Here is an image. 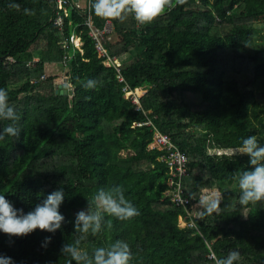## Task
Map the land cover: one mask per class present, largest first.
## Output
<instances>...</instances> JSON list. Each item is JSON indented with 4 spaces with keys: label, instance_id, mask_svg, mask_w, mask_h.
<instances>
[{
    "label": "trees",
    "instance_id": "1",
    "mask_svg": "<svg viewBox=\"0 0 264 264\" xmlns=\"http://www.w3.org/2000/svg\"><path fill=\"white\" fill-rule=\"evenodd\" d=\"M55 9L56 0H0V88L21 129L18 138L0 141V194L27 213L63 188L65 221L54 234L0 232V256L14 264H68L61 247L78 236L76 214L100 188L120 185L140 215L111 218L112 228L89 235L82 247L124 240L130 264H217L233 250L238 264H264V204H238L234 177L253 166L247 155H233L250 135L264 145V0H186L148 25L112 20L116 39L108 49L123 60L130 86L147 88L140 109L126 103L117 71L97 56L85 10H70L59 30ZM91 14L103 27L107 20ZM72 33L83 53L67 42L72 56L63 64ZM60 78L67 94L57 90ZM149 118L188 156L183 189L192 204L222 197L217 213L195 209L201 233L180 227L185 212L165 196L168 170L161 152L149 150L154 130L137 125ZM8 123L0 121V131ZM123 151L136 157L123 158Z\"/></svg>",
    "mask_w": 264,
    "mask_h": 264
},
{
    "label": "clouds",
    "instance_id": "2",
    "mask_svg": "<svg viewBox=\"0 0 264 264\" xmlns=\"http://www.w3.org/2000/svg\"><path fill=\"white\" fill-rule=\"evenodd\" d=\"M186 0H90V11L95 16L104 20H115L125 23L129 17L138 25H148L157 18L172 11L175 7L184 5ZM19 11L17 4L9 5ZM26 14H32L28 9ZM94 87V81L88 80L85 88ZM8 91L0 88V121H9L0 131V141L6 137L20 135L21 129L16 126L20 119L16 110L8 102ZM233 155H247L253 168L238 172L236 180L239 197L238 204L244 208L250 205L264 204V145H261L255 135L242 139L240 146L235 149ZM64 190L59 188L37 204L34 210L24 213L23 209H17L0 194V232L8 236H25L34 230L55 233L62 227L65 217L59 208L64 201ZM222 197L213 195L201 197L198 204L203 215H212L220 209ZM140 215L138 208L126 198L123 186L113 185L108 188H100L91 198H87V210H80L74 221L77 238L72 243H66L61 247V253L68 257V264L75 261L76 264H130L133 258L132 249L128 242L116 240L107 247H95L91 250L82 247V243L89 235L97 236L105 228L111 229L115 218L119 221H128ZM51 237L45 238V243L50 242ZM241 255L238 250H233L226 257L220 259L217 264H238ZM0 264H14L11 257L0 256Z\"/></svg>",
    "mask_w": 264,
    "mask_h": 264
},
{
    "label": "built area",
    "instance_id": "3",
    "mask_svg": "<svg viewBox=\"0 0 264 264\" xmlns=\"http://www.w3.org/2000/svg\"><path fill=\"white\" fill-rule=\"evenodd\" d=\"M81 1L85 2L86 6L81 5ZM89 4L90 0H56L55 14L52 18L53 23L59 28V30H63L65 19L70 17V10H75L76 12L85 10L86 20L83 25L88 29V35L94 43V50L97 56L103 60L104 65L115 68L118 79L125 84V94L128 93L129 95L126 99L132 101L129 104H134L137 106V109H140V99L147 92V88L144 86L132 88L130 86L123 73V60L118 55L111 53L108 49V46L112 45L116 39L114 23L112 20H107L103 27L96 26L92 18ZM67 42H70L74 48L80 53H83V50H81V47H83V41H81L78 35L72 33L69 41L65 39L63 45V48L65 49L62 59L63 64H65L72 56L71 51L68 49ZM6 61L12 64L17 63L13 57L7 58ZM31 64H33L32 61L29 62L27 66H31ZM41 80H45V76H42ZM36 82L37 81L33 79L31 84H35ZM57 88V90H62L60 85H57ZM64 90L65 94H67L70 88L67 86ZM137 125L152 126L154 134L152 142L149 145V150H157L161 152L158 159L168 170V188L165 192V196L173 206L185 212V214H183L185 216H180V221L185 223V227L196 229L200 232L194 218V211L198 208L199 204H192L191 200L185 194V189H183V180L189 177L190 174L188 156L181 152L178 146L173 142L171 135L167 132L161 131L152 119L149 118L147 121L137 123ZM211 258L217 259L215 254H212Z\"/></svg>",
    "mask_w": 264,
    "mask_h": 264
},
{
    "label": "rangeland",
    "instance_id": "4",
    "mask_svg": "<svg viewBox=\"0 0 264 264\" xmlns=\"http://www.w3.org/2000/svg\"><path fill=\"white\" fill-rule=\"evenodd\" d=\"M80 3H81V5L86 6V3L83 2V1H81ZM35 60H38V57H36ZM56 81H57L56 83H57L58 85H60L61 88H62L63 90L67 88V85L64 84L63 82H61V81H62L61 78L58 79V80H56ZM128 96H129L128 93H126V94H125V98H126V97L128 98ZM131 102H132V101H131L130 99H128L126 103L129 104V103H131ZM121 157H123V158H130V157H136V156L134 155L133 152H130V151H123V152L121 153ZM179 223H180V227H182V228H186V227H185V223H182V221H180V220H179Z\"/></svg>",
    "mask_w": 264,
    "mask_h": 264
},
{
    "label": "water",
    "instance_id": "5",
    "mask_svg": "<svg viewBox=\"0 0 264 264\" xmlns=\"http://www.w3.org/2000/svg\"><path fill=\"white\" fill-rule=\"evenodd\" d=\"M65 94V90H60V95H64Z\"/></svg>",
    "mask_w": 264,
    "mask_h": 264
}]
</instances>
